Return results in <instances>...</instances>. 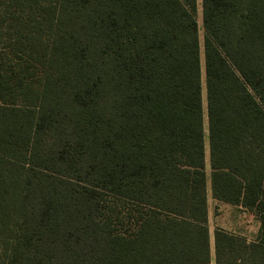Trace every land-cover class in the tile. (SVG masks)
<instances>
[{
	"label": "trees",
	"instance_id": "16d2710c",
	"mask_svg": "<svg viewBox=\"0 0 264 264\" xmlns=\"http://www.w3.org/2000/svg\"><path fill=\"white\" fill-rule=\"evenodd\" d=\"M200 6L0 0V264H264V0Z\"/></svg>",
	"mask_w": 264,
	"mask_h": 264
},
{
	"label": "rangeland",
	"instance_id": "374dc122",
	"mask_svg": "<svg viewBox=\"0 0 264 264\" xmlns=\"http://www.w3.org/2000/svg\"><path fill=\"white\" fill-rule=\"evenodd\" d=\"M201 0H197L198 13L197 21L199 24V35L202 42L203 30L201 26ZM201 80L203 84L202 96L203 102L205 103L204 93V75H203V52L201 49ZM206 125V121H205ZM205 172L209 174L208 167V154L206 145V156H205ZM208 203V229L210 234L211 247L213 246L212 234L214 229L217 227L229 228L234 233L245 235L248 240H253L258 231L259 223L256 217L248 211H245L239 207H233L227 204L219 203L214 201L209 193L207 196Z\"/></svg>",
	"mask_w": 264,
	"mask_h": 264
},
{
	"label": "crops",
	"instance_id": "0c3cea01",
	"mask_svg": "<svg viewBox=\"0 0 264 264\" xmlns=\"http://www.w3.org/2000/svg\"><path fill=\"white\" fill-rule=\"evenodd\" d=\"M217 228H221V229H223V230H225V231H228V232H230L231 230L229 229V228H223V227H217ZM258 228H259V226H258ZM234 233V232H233ZM257 234V233H256ZM245 236V235H244ZM213 264V263H212Z\"/></svg>",
	"mask_w": 264,
	"mask_h": 264
}]
</instances>
